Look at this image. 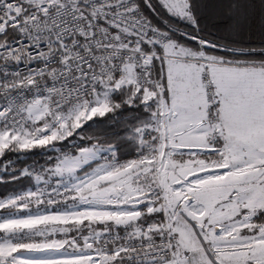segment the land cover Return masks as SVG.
Listing matches in <instances>:
<instances>
[{
	"label": "snow or ice",
	"instance_id": "1",
	"mask_svg": "<svg viewBox=\"0 0 264 264\" xmlns=\"http://www.w3.org/2000/svg\"><path fill=\"white\" fill-rule=\"evenodd\" d=\"M9 184L0 264H264V0H0Z\"/></svg>",
	"mask_w": 264,
	"mask_h": 264
},
{
	"label": "trees",
	"instance_id": "2",
	"mask_svg": "<svg viewBox=\"0 0 264 264\" xmlns=\"http://www.w3.org/2000/svg\"><path fill=\"white\" fill-rule=\"evenodd\" d=\"M22 183H27V182L25 181ZM19 187H20L19 184L0 185V194L7 192L9 189H15V188H19Z\"/></svg>",
	"mask_w": 264,
	"mask_h": 264
}]
</instances>
